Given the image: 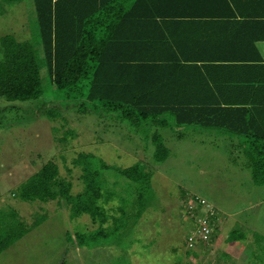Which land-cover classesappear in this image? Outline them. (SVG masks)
Returning a JSON list of instances; mask_svg holds the SVG:
<instances>
[{
    "label": "trees",
    "instance_id": "16d2710c",
    "mask_svg": "<svg viewBox=\"0 0 264 264\" xmlns=\"http://www.w3.org/2000/svg\"><path fill=\"white\" fill-rule=\"evenodd\" d=\"M24 2L0 0V13ZM32 2L37 21L34 38L19 40L13 34L0 38V97L22 102L38 99L48 77L66 101L76 103L78 112L114 115L134 131L146 130L158 163L171 153L159 128L215 130L236 140L255 184H264V63L257 47L264 41V11H239L247 21L225 29L217 21L237 17L235 12L205 6L223 0ZM248 23L249 33L242 29ZM216 43L252 49V55L213 56ZM58 116L54 109L48 113L50 120ZM66 134L62 140L75 136ZM75 163L83 171L79 193L73 194L72 182L60 176L55 161H49L20 185L19 199L60 203L65 199L71 218L86 215L90 221L73 240L69 234L70 241L81 248L122 249L127 257L131 245L125 240L133 235V225L152 197L153 173L141 162L115 168L132 184L122 191L107 186L105 192L94 174L99 176L111 165L103 159L96 164L87 154L77 156ZM45 219L44 215L28 225L14 207L0 208V254ZM245 239L238 231L227 236L228 241ZM197 248L188 249V255L198 256ZM113 258L123 262L122 256Z\"/></svg>",
    "mask_w": 264,
    "mask_h": 264
},
{
    "label": "rangeland",
    "instance_id": "374dc122",
    "mask_svg": "<svg viewBox=\"0 0 264 264\" xmlns=\"http://www.w3.org/2000/svg\"><path fill=\"white\" fill-rule=\"evenodd\" d=\"M36 25L33 2L25 0L0 13V38L13 34L19 40L33 39ZM43 85L44 94L35 100L0 97V208L14 207L28 225L46 216L0 254V264H62L63 259L66 264H264V184H255L236 140L196 126L159 128L171 153L158 163L146 130L134 131L114 115L80 113L48 77ZM53 109L59 116L50 120ZM67 132L75 136L62 140ZM80 154L95 158L96 164L103 159L111 165L99 176L94 174L105 192L107 186L122 191L132 184L115 168L141 162L153 173L152 197L133 225V235L125 240L131 245L125 258L122 249L81 248L70 241L68 235L73 240L90 221L86 215L71 218L65 199L25 202L18 197L20 185L49 161H55L60 176L72 182L73 194L79 193L83 171L75 158ZM193 197L204 199L205 208ZM207 207L216 215L212 232L208 242L198 244V256L188 255L190 229L199 217L198 221L210 215ZM233 231L244 233L246 239L228 241ZM114 255L122 256L123 262Z\"/></svg>",
    "mask_w": 264,
    "mask_h": 264
},
{
    "label": "crops",
    "instance_id": "0c3cea01",
    "mask_svg": "<svg viewBox=\"0 0 264 264\" xmlns=\"http://www.w3.org/2000/svg\"><path fill=\"white\" fill-rule=\"evenodd\" d=\"M206 8L207 6L212 9H219L225 12H230L231 10L235 12L237 17H231L227 19H221L218 20V24L223 23L224 25H221L223 28L228 29L229 25L233 24V26L237 23H240L243 21V18L241 17L242 15L238 13L239 11H243L244 13L247 12L249 13L250 11H264V0H223L219 5L218 4H205ZM204 6V7H205ZM202 7V8H204ZM201 9V7H199ZM247 21V19H246ZM255 21V20H254ZM250 23L246 24L242 29L243 31H246L249 33V25ZM245 25V24H244ZM252 26V25H251ZM220 27V25H219ZM215 28V25H214ZM250 30V29H249ZM216 32V30H214ZM220 32V31H219ZM225 33V32H223ZM221 34V33H220ZM244 37L247 38L246 35ZM216 39V37H215ZM217 48L213 49V56H220V57H226V56H247L248 54L252 55L251 52L253 51L252 49H248L244 51L243 49L239 48H232L229 49V46L227 45L226 47H222V43H216ZM257 47L261 56V60L264 63V41H259L257 42ZM249 56V55H248ZM238 146V145H237ZM242 151V150H241Z\"/></svg>",
    "mask_w": 264,
    "mask_h": 264
},
{
    "label": "built area",
    "instance_id": "2783aa9c",
    "mask_svg": "<svg viewBox=\"0 0 264 264\" xmlns=\"http://www.w3.org/2000/svg\"><path fill=\"white\" fill-rule=\"evenodd\" d=\"M197 202L199 203V205H202V207H204L207 203L204 199H197ZM195 207V206H194ZM205 208V207H204ZM209 209H205V211H207L208 213H210L209 216H206L205 218L202 217V219L199 220V218L196 221V225L195 228L192 232H190L188 238H187V242H188V246L189 248H197L198 244L204 243V242H208V238L210 237V234L212 232V218L215 215V211H211L212 208L207 207ZM210 210V211H209ZM212 216V218H211Z\"/></svg>",
    "mask_w": 264,
    "mask_h": 264
}]
</instances>
